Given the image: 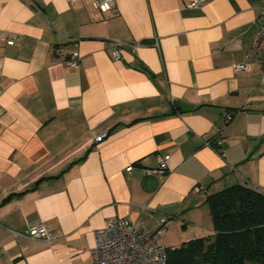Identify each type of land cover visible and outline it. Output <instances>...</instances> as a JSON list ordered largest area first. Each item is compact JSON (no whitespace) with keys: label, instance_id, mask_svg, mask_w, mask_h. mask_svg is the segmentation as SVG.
Listing matches in <instances>:
<instances>
[{"label":"crops","instance_id":"obj_1","mask_svg":"<svg viewBox=\"0 0 264 264\" xmlns=\"http://www.w3.org/2000/svg\"><path fill=\"white\" fill-rule=\"evenodd\" d=\"M116 1L0 0V264H94L112 217L181 245L213 234L208 195H264L262 70L233 69L262 0ZM39 223L48 240L23 236Z\"/></svg>","mask_w":264,"mask_h":264},{"label":"built area","instance_id":"obj_2","mask_svg":"<svg viewBox=\"0 0 264 264\" xmlns=\"http://www.w3.org/2000/svg\"><path fill=\"white\" fill-rule=\"evenodd\" d=\"M207 0H190L189 9H199ZM92 5L103 12H114L117 10L116 0H91ZM261 13L257 19L258 30L254 37L253 45L247 55V62L240 65H234L236 72L245 70L247 63H257L262 70L261 84L264 87V0ZM156 40V39H155ZM14 39L8 40V45H14ZM140 45V44H139ZM138 45V46H139ZM158 46V41L155 42ZM115 50L113 57L115 60H122L121 51L129 45L123 42L114 43ZM80 54L73 53L67 65L76 67L80 62ZM235 116L234 112L226 111L223 115L225 123L232 122ZM109 134L104 133L95 138L96 143H101L108 138ZM224 139L217 140L218 146L222 145ZM207 146H210L207 143ZM169 157L164 155L157 156L158 166L152 169H146L145 174L149 176L166 177L169 173ZM132 167L127 171H132ZM164 224V221H163ZM163 229L157 233H151L141 223L133 222L118 217L108 219L104 228L95 232L96 246L92 251L94 264H168V248L159 242L163 237ZM31 240H48L49 233L43 223L33 225L23 234Z\"/></svg>","mask_w":264,"mask_h":264},{"label":"trees","instance_id":"obj_3","mask_svg":"<svg viewBox=\"0 0 264 264\" xmlns=\"http://www.w3.org/2000/svg\"><path fill=\"white\" fill-rule=\"evenodd\" d=\"M213 234L168 248V264H264V195L234 185L207 196Z\"/></svg>","mask_w":264,"mask_h":264},{"label":"rangeland","instance_id":"obj_4","mask_svg":"<svg viewBox=\"0 0 264 264\" xmlns=\"http://www.w3.org/2000/svg\"><path fill=\"white\" fill-rule=\"evenodd\" d=\"M207 236H210V235H205V237H207ZM167 240H168V238L162 239V241H161L162 242L161 244L166 245L167 248H174V247L180 246V243L178 244L176 241L177 240V234L174 235V239L171 238V241H167Z\"/></svg>","mask_w":264,"mask_h":264}]
</instances>
